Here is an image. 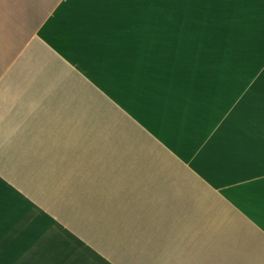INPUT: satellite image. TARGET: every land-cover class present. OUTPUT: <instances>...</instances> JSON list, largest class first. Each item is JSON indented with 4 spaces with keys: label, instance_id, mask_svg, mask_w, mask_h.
Masks as SVG:
<instances>
[{
    "label": "crops",
    "instance_id": "crops-1",
    "mask_svg": "<svg viewBox=\"0 0 264 264\" xmlns=\"http://www.w3.org/2000/svg\"><path fill=\"white\" fill-rule=\"evenodd\" d=\"M226 21L264 37V0H0V264H264V55Z\"/></svg>",
    "mask_w": 264,
    "mask_h": 264
},
{
    "label": "rangeland",
    "instance_id": "rangeland-1",
    "mask_svg": "<svg viewBox=\"0 0 264 264\" xmlns=\"http://www.w3.org/2000/svg\"><path fill=\"white\" fill-rule=\"evenodd\" d=\"M175 2L177 4H183V3H188V4H201L204 2V0H175ZM211 6H214V3L210 4ZM226 14H220L219 16L217 15V13L215 11H211L208 13V19H214V20H220L222 21V18L226 17ZM225 34H232L234 36H232L233 38H237L240 42V50L244 51V50H248V51H252L256 54V65L258 66L260 63H262L260 58H262V56L264 55V37L263 36H259L258 38H251L249 41L248 40V36H246V40L245 37H240L241 35H238L237 31L232 30L229 28V22L226 21V25H225ZM251 53V52H250Z\"/></svg>",
    "mask_w": 264,
    "mask_h": 264
}]
</instances>
